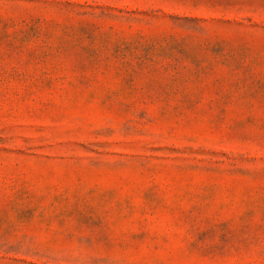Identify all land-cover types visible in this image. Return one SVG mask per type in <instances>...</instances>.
Listing matches in <instances>:
<instances>
[{"label": "rangeland", "instance_id": "374dc122", "mask_svg": "<svg viewBox=\"0 0 264 264\" xmlns=\"http://www.w3.org/2000/svg\"><path fill=\"white\" fill-rule=\"evenodd\" d=\"M0 264H264V0H0Z\"/></svg>", "mask_w": 264, "mask_h": 264}]
</instances>
